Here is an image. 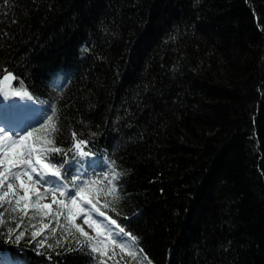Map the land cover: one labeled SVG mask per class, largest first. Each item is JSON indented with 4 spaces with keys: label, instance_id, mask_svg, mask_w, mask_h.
<instances>
[{
    "label": "trees",
    "instance_id": "1",
    "mask_svg": "<svg viewBox=\"0 0 264 264\" xmlns=\"http://www.w3.org/2000/svg\"><path fill=\"white\" fill-rule=\"evenodd\" d=\"M0 70L56 109L58 146L123 170L102 210L151 264H264V0H0ZM0 257L98 264L3 235Z\"/></svg>",
    "mask_w": 264,
    "mask_h": 264
},
{
    "label": "snow or ice",
    "instance_id": "2",
    "mask_svg": "<svg viewBox=\"0 0 264 264\" xmlns=\"http://www.w3.org/2000/svg\"><path fill=\"white\" fill-rule=\"evenodd\" d=\"M14 81L16 76L11 71L0 70V95L6 99L34 98L29 90L22 88V83L20 87H13ZM30 118L41 127L29 125L31 130L13 131L0 120V235L17 243L27 237V242L36 244L37 249L87 248L98 264H108L109 260L114 264H151L144 250L138 247L135 234L102 210L114 211V204L120 198L119 185L124 173L115 160L110 161L107 171L94 179L82 178L87 176L85 166H90L95 156L89 147L90 141L73 131L71 148L65 150L58 146L59 122L55 108L45 121L35 116ZM52 153L63 154L64 159L54 160ZM73 161L79 174L65 183ZM49 196L51 202H43ZM93 213L118 232L114 234L107 225L94 219ZM81 219L94 234L77 223ZM117 235L131 243L118 241Z\"/></svg>",
    "mask_w": 264,
    "mask_h": 264
},
{
    "label": "rangeland",
    "instance_id": "3",
    "mask_svg": "<svg viewBox=\"0 0 264 264\" xmlns=\"http://www.w3.org/2000/svg\"><path fill=\"white\" fill-rule=\"evenodd\" d=\"M45 203H50L51 202V197L49 196L45 201H43ZM94 219H96L95 217H93ZM97 220V219H96ZM77 223H80L81 226L85 229V231H88L90 234H94L92 233V230L88 228V226L86 224H83V220H78Z\"/></svg>",
    "mask_w": 264,
    "mask_h": 264
}]
</instances>
